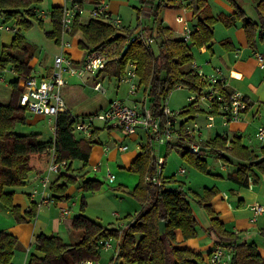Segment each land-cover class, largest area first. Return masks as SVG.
<instances>
[{"label":"trees","instance_id":"1","mask_svg":"<svg viewBox=\"0 0 264 264\" xmlns=\"http://www.w3.org/2000/svg\"><path fill=\"white\" fill-rule=\"evenodd\" d=\"M229 1L233 6V1ZM40 2L41 0H0V16L3 21L15 20L16 23H13L18 27L10 45L0 49V70L10 69L16 75V80L9 82L10 102L0 103V205L7 209L17 222L24 219L20 216V207L13 202L14 189L24 186L30 174L40 176L44 173L52 150L55 162L59 164L58 177L50 185L56 200L62 198L68 184L77 185L83 191H93L100 184L96 180H85L84 176L76 174L73 168L74 160L83 162L82 169L88 166L90 151L98 144L101 131L98 128L93 129L88 138H77L74 135L77 116L67 110L59 113L54 119V135L51 139L42 141L38 139V134L16 132L17 126L26 124L29 114L19 105V98L25 79L32 76L33 68L30 62L35 52V48L20 35V28H30L33 21L42 24L41 18L35 12ZM143 3L150 4V8L148 11L142 8L137 10V15L139 20L142 15L146 16L148 24L140 26L139 22L138 26L132 29L128 26L115 27L97 17L90 18L82 25L79 23V16H76L71 34L81 32L82 40L78 42V47L82 50L91 52L108 48L106 55L110 60L104 72L109 78L120 81L127 66L135 63L137 88L142 89L149 101L150 113L155 116L160 115L169 92L177 86L186 88L189 93H201L207 88V83L196 73L191 48L209 46L213 40V27L216 23L230 27L242 21L250 48L255 47L254 35L257 34L259 40L264 41V0H259L255 5L259 22L244 18L242 11L235 5L232 14L214 16L208 0H189L187 5L194 20L189 40L174 36L169 28L163 25L159 16L161 7L182 8V0H145ZM107 14L112 17L109 12ZM61 18L62 9L53 8L50 14L53 30L46 33V36L54 39L56 43L60 42ZM138 29L152 40L149 46H145L140 40L128 41ZM226 44L229 43L222 42L221 46L225 48ZM124 48L126 51L122 54ZM222 93L225 99L229 97L228 91L222 89ZM201 112V109L190 103L181 110L180 117H192ZM217 113L218 104H214L210 114ZM180 132L183 134L182 127ZM193 142V139L184 136L180 144V156L200 172H207L204 159L207 152H216L219 157L226 158L223 155L225 152L243 161L230 175V179L240 186L248 185V173L252 167L259 171L264 168V149L258 158L244 147L239 139L232 140L228 148L226 138L215 136L205 142L197 154L188 152V147ZM140 145V151L129 168L130 172L138 176V182L130 195L137 202L139 210L126 217V224L120 229L104 227L80 214L74 217L71 223V232L79 233L77 242L66 243L58 236L38 235L34 239L33 248L42 256L30 255L27 264H75L85 259L96 260L99 258V242L111 238H120L117 256L111 259V264H202L200 254L179 245L177 233H180L184 241L196 237L197 222L190 202L207 204L216 190L204 189L200 195L187 189L174 176L165 179L161 177V187L147 182L146 176L156 174V163L149 142L146 140ZM204 209L212 216L208 228L211 240L215 246H221L231 253L232 264H264V258L253 243H246L240 235L228 232L222 223L213 217L214 213L208 205H205ZM36 211L37 205L32 202L24 215L33 219ZM159 222H165L163 237L158 232ZM18 246L16 237L0 231V264H13L14 252Z\"/></svg>","mask_w":264,"mask_h":264},{"label":"crops","instance_id":"2","mask_svg":"<svg viewBox=\"0 0 264 264\" xmlns=\"http://www.w3.org/2000/svg\"><path fill=\"white\" fill-rule=\"evenodd\" d=\"M79 1L82 2L81 0ZM231 1H233L234 5L239 8L240 11H242L244 18L251 19L256 22L260 21V18L255 10V5L259 0ZM90 2L97 3L98 0H90ZM229 2V0H220V3L216 4L214 0H212V2L211 0H208L209 7L214 16H217L219 14H232L234 12V5L231 6ZM36 10H38V8H36ZM107 10L112 15V11L109 10L108 5ZM246 11H251L253 12V14L246 17ZM185 13H187V11ZM42 16L45 17L43 13ZM90 18H88L87 20L79 19V23L82 25L86 24ZM193 23L194 20L192 18V22L189 25L191 26ZM163 25L169 28L168 25H166L164 22ZM122 26L124 25L122 24ZM213 29L214 36L212 42L209 44V46L201 47L200 50V53L205 55V59L207 60V62H205V65L203 67H200L203 72L201 70L200 71L205 75L215 76L223 80L227 84L226 91L231 93H240L247 101L248 109L243 114L240 121L230 123L227 126L222 125L219 115H214L213 126L208 128L206 125L208 123L207 117L210 115V109L207 106L202 105L199 107V109H201V113L204 114V127H200L197 123V119L199 116L198 114L186 118L179 117L175 120L177 132L179 135H181V127L183 129L190 128L187 125V122L192 121L193 127L190 129L196 130L195 138L193 139L194 145L204 147L205 142L214 138L215 136H219L228 140L227 147L229 148L231 145L230 142L232 140L239 139L240 143L244 147L248 148V150L252 151L255 156L260 158L262 155L261 151L262 149H264V140L258 141L256 137H254L256 140L255 145L250 142H248L250 144L248 145V143H244V138L246 135L249 136L250 130L248 129L252 127L257 120H261L264 117V41L261 42L258 38V35L256 34L254 35L255 47L250 48L247 44L246 36L242 28V21H239L234 26L230 27H226L222 23L218 22L214 25ZM169 30L171 31L170 28ZM173 31H176V34L178 35H175ZM173 31L171 32L174 36L178 38L183 37L182 26L180 24L179 26H174ZM2 34V45L9 46L13 34L5 32H2ZM72 36L75 39L76 49L74 47L69 49V54L73 56H71V58L75 62H81L89 54V51L82 50L78 47V42L82 40L81 32H76L75 34H72ZM222 42H228L229 44H226L225 48H223V46H221ZM208 52L210 53V55ZM59 54L60 53H56L54 57ZM257 54H261L263 57V67H261L260 64L258 65V62L255 59V56ZM196 63L197 62L193 60L194 67L198 68L196 66ZM52 64H50V70L46 73V75L39 76L35 73H32V75L38 77H47L51 72ZM30 66L33 68L32 60L30 62ZM5 73H8V75L10 76V82L16 80L15 73L10 69L0 70V80L6 81L4 80L5 78H3ZM65 78L67 80V84L62 88L61 95L66 105V109L73 116L81 117L97 113L101 110H104L108 102L111 100L109 96L105 94V91H95L93 89V86L92 90L95 93H93L91 96L84 95L80 93V91L78 92L73 84L70 85V80L73 78L68 77L67 74H65ZM105 79L114 80L118 84L121 82L118 79L109 78L104 71L99 73L98 75H89L88 77H86V80L90 81L92 85H94L96 82L102 83V81ZM140 93H142V100H140L142 102L135 101L129 106L136 105L137 108L144 109L150 113L149 108H146L145 102L147 98H145L142 89H139L136 95H139ZM216 118H219L220 121L218 126L216 125ZM95 128H98V126H95L94 129ZM102 128L109 129L105 125H103ZM98 129L101 130L100 128ZM202 129L208 131L215 129V134L213 135L211 132H209L207 134V138L204 139ZM101 132L102 131H100V133ZM100 133L98 135V144L94 145L90 151L88 164L90 165L91 163V166L97 167V171L100 172L101 164L104 161L114 163L117 160L121 159L126 165L125 169L129 170L131 162L135 159L139 152L134 149V151H130V147L126 151L121 152L117 147L119 145L127 146V144L125 143L126 138L129 137V139L133 141L134 137L136 136H118L115 133L111 132L109 135H112L113 141L107 142L100 139ZM38 139L41 140L40 136ZM139 139L140 136H137V138H135V143ZM182 141L183 139L179 138L172 139L170 144L165 146L166 154L171 149H177L180 154V144ZM137 144L141 143L139 142ZM208 155H211L216 160L218 168L214 164L207 165V173L210 179H203L200 188L193 190L192 188H190L192 184L186 185L185 187L200 195H202L204 189L211 188L215 189L216 193L209 200V202H207V204L203 203L202 205H200L197 203V215L192 208L193 206H191L197 222V235L193 239L184 241L182 240L180 233H177L179 245L200 254L202 258V264H207L208 255L215 247L208 234V228L210 226V220L212 218V216L208 214L206 209H204V206L208 205L210 210L214 213L213 217L217 218L228 232L240 235V237H242L246 243H253L256 246V249L260 256L264 258V214L255 216L251 211V207L255 204L264 206V168L262 171H259L256 167H252L248 173V185L240 186L232 179H230V175L237 170L238 164L243 163V161H239L225 152H223V155L226 158L219 157L216 152H207L205 157H207ZM164 163H166L165 160ZM180 169L184 170V173L182 174L186 173L185 168L180 166L178 168V171ZM177 174H179V172ZM171 176L175 177V174ZM57 177L58 175L56 177L54 176V181L57 179ZM161 177L164 179L168 178L162 175ZM84 178L85 180L91 179L99 182L96 177L84 176ZM37 183H39V176L30 174L28 176L27 182L24 185L27 186V189H24L23 192H20V195L16 194L14 189L13 202L15 205H18L20 207V216L23 217L24 220L19 223L10 224L6 229H0V231L9 233L16 237V239L18 240L19 246L14 252L13 264H27L30 255H35L38 257L42 256L33 248L34 239L38 235L42 234L47 237L58 236L63 240L64 237H68L70 240L69 242L64 240L66 243L77 242L79 239V233L71 232V223L73 218L80 214H84L90 220L104 227H108L100 222L101 218H99V216L91 214V212H89L87 209H84L85 195L82 194V191H80L75 186L67 187L60 200H56V197L52 195V192H48L49 197L54 202L48 205H38L39 197H32V190L34 189L33 187ZM22 195H26L30 202H34L37 205L36 215L33 219H29L24 215V212L29 209V206L23 201ZM73 197L75 198L73 199ZM192 202L195 201H191L190 203ZM52 205L54 206V208ZM44 208H46L45 212L43 211ZM2 209L5 208L0 205V210ZM5 210L6 212H9L7 209ZM65 210L69 212L67 216L62 215V211ZM138 210L139 207L138 209H136L134 214ZM42 211L44 213H42ZM114 215L116 218L121 217L120 212H116ZM126 222L127 220L117 226L115 225L112 227L120 229L126 224ZM223 250L225 254L226 264H232L231 253L224 248ZM99 259L100 256L96 260L103 264L111 263V260L107 261L102 257L101 260Z\"/></svg>","mask_w":264,"mask_h":264},{"label":"built area","instance_id":"3","mask_svg":"<svg viewBox=\"0 0 264 264\" xmlns=\"http://www.w3.org/2000/svg\"><path fill=\"white\" fill-rule=\"evenodd\" d=\"M95 6L90 11L91 18L99 17L101 21L110 23L115 27H121L122 22L119 18L109 17L107 5L103 0L94 2ZM98 4V5H97ZM61 18V36H60V49L61 53L54 57L52 69L47 77H38L35 75L25 79L23 91L19 98V105L25 109L29 114L56 118L59 113L66 112V105L63 101L61 91L67 84L65 74L71 78H78L80 80L85 79L89 75H98L101 71H104L106 64L110 60L107 57L106 52L108 49L101 48L93 50L81 61L75 62L73 59L64 56V50L69 47L68 43L64 42V35L71 32L73 20L76 16H80L82 13V6L78 0H64ZM186 8L182 9V14L176 16V22L182 26L183 39L189 40L192 33V27L189 25V21L186 19L184 13ZM42 18V13L38 15ZM15 24L0 23V33L14 34L17 30ZM140 40L145 46H149L152 40L145 37L140 29L135 32L134 37L129 39V42ZM258 62L263 67V57L261 54L256 55ZM195 68V67H194ZM196 73L198 77L207 83V88L201 93H189L188 100L194 107L199 108L202 105L207 106L210 111L212 105L218 104V113L223 126H227L230 123L238 122L242 119L243 114L248 109V104L245 98L240 93L229 92V97L224 98L222 89L227 90V84L218 77L208 76L203 74L198 68ZM219 72V71H218ZM2 81V80H1ZM129 87V95L135 96L138 92L137 88V75L136 64L130 63L120 80ZM176 88H180L177 86ZM95 91H101L102 86L96 82L93 85ZM181 110L179 112L172 111L168 108L166 103H163L161 113L158 116L152 115L144 109L137 108L136 105L129 106L122 100H110L104 110L91 115L77 116V122L74 125L75 131L82 133L86 138L90 137L92 130L95 127L94 122L99 121L108 128L119 130L125 136H131L136 134L137 129L144 131L146 140L149 142L152 148V154L156 163V174L153 176H146L145 180L152 183L157 187L162 186L161 180V168L164 165V159L159 157L160 148L170 144L174 138L183 139L184 136L194 139L196 130L190 128L183 129V134L179 135L176 128V118L180 117ZM207 127L213 126L214 115L210 114L207 117ZM51 130H54V124L51 126ZM255 137L258 141L264 140V127H259L255 133ZM118 150L123 152L128 149L126 145H119ZM141 145H137V150L140 151ZM200 147L198 145L191 144L188 147L189 153L197 154ZM59 164L55 162L54 150L51 151V156L46 170L39 176V182L41 190H33L32 197L38 196V205H48L54 201L49 197L47 188L49 184V177L58 173ZM97 170V167H94ZM184 173L183 169L178 171ZM106 178L109 183H113L115 177L111 174L110 170L106 168ZM253 215L264 214V206L255 204L251 207ZM68 211H62V215L67 216ZM113 240L117 242V248L115 250L114 258L117 256L120 238L118 239H104L99 242L100 250L111 248ZM113 259V258H112ZM75 264H103L98 260L85 259ZM111 264V263H110ZM207 264H226L224 250L221 246H215L209 253Z\"/></svg>","mask_w":264,"mask_h":264},{"label":"rangeland","instance_id":"4","mask_svg":"<svg viewBox=\"0 0 264 264\" xmlns=\"http://www.w3.org/2000/svg\"><path fill=\"white\" fill-rule=\"evenodd\" d=\"M79 1V0H78ZM82 3V13L79 16V19L87 20L90 18V11L95 6L93 2H90V0H81ZM100 0H98L99 2ZM104 4L108 5L109 10L112 11V16L114 18H119L124 26H128L131 29L138 26L139 22L141 23L140 26H143L144 24H148L149 20L146 16H141L140 20L138 19L137 10L143 9L144 11H148L150 8V4H144V0H103ZM216 4L220 3V0H214ZM189 0H182V8H186L187 13H185V17L187 20H189V24L192 22V14L191 9L187 5ZM212 2V0H211ZM64 5V0H41V2L38 4L36 10L37 16L41 13L45 15V17L41 18L42 24L39 25L38 22L33 21L32 26L28 29L20 28V35L35 48L34 56L32 58L33 63V71L32 73H35L37 75H46V73L50 70V64H52V61L54 59V55L56 53H61L60 49V42L56 43L54 39H50L46 36V33L51 32L53 30V26L50 21V14L53 8L60 7L62 8ZM98 5V4H97ZM182 8H168V7H161L159 9V16L163 20V22L168 25V27L171 29V31L174 30V26H179V24L176 22V16L182 14ZM246 14L248 16H251L253 12L246 11ZM40 19V18H39ZM16 23L15 20H11L9 22L3 21V18L0 16V23L5 24H14ZM175 35L177 32L173 31ZM2 33H0V49L3 46L2 45ZM13 36V35H12ZM60 40V39H59ZM64 42L69 44V47H67L64 50V56H67L71 58L72 55L69 54V49L75 48V39L73 38L72 34L67 33L64 35ZM108 49V48H106ZM201 47H192L191 52L193 54L194 60L196 63V66L198 68L203 67L205 65V62L207 60L205 59V55L200 53ZM67 52V53H66ZM209 53V52H208ZM69 54V55H68ZM210 55V53H209ZM255 56V55H254ZM73 57V56H72ZM72 59V58H71ZM82 59V58H81ZM255 59L258 62L257 57L255 56ZM259 65V62H258ZM199 70L202 71L200 68ZM203 72V71H202ZM65 76V75H64ZM8 73L4 74L6 81L0 80V102L1 104H8L11 99L10 95V85L9 82L11 81L9 79ZM83 82V83H82ZM101 83V82H100ZM74 85L75 89L80 93L91 96L93 93L92 90V84L90 81H87L86 78L83 80H80L78 78L71 79L70 85ZM117 82L114 80L105 79L102 81L101 86L102 90L105 91V94L109 96L111 100H122L127 105H130L132 103L136 102H142V93L136 96H130L129 95V87L124 82H120L117 87ZM189 92L186 88L180 87V88H174L171 90L164 101L168 108L172 111L179 112L183 108L187 107L190 102L188 100ZM146 108H149V101L146 100L145 102ZM102 111V110H101ZM99 111V112H101ZM27 122L24 125H19L16 128L17 133L21 134H39L41 140H48L53 138V131L51 130V126L54 124V118L52 117H41L33 114H27ZM198 119L197 123L200 127H204L205 124V118L204 114L198 113ZM179 118V117H178ZM181 118V117H180ZM220 123L219 118H216V125L218 126ZM95 126L101 129V135L100 139L103 141H113L112 135H109L111 132L115 133L118 136H123V134L116 129H107L102 128L103 123L99 121L94 122ZM187 125L192 128V121H188ZM264 127V117L261 120H257L255 124L250 127L249 136H245L244 143H252L255 145V133L257 132L259 127ZM211 132L213 135L215 134V129L213 130H205L202 129L203 138H207V134ZM74 135L77 138H86L82 133H79L74 130ZM133 136V135H131ZM134 140L126 138L125 143L127 144L130 151L133 149L137 150V143H144L146 142V136L143 130L137 129L136 134H134ZM137 136H140V139L135 143V138ZM198 140V138H197ZM248 145H250L248 143ZM166 147L163 146L160 148L159 157L166 161L164 165L161 168L162 176L170 177L171 175L175 174V178L182 182L185 186L192 184L190 188L193 190L200 188L202 184L203 179H210L208 173L206 172H200L197 169L191 167L189 164H187L180 156L177 149H171L166 154ZM133 150V151H134ZM122 155V154H120ZM206 165L214 164L217 168L218 165L216 164V160L211 156L208 155L205 157ZM83 162L80 160H74L73 161V168L76 171V174L80 176H89V177H96V179L99 180V187L93 191H83L80 189L77 185L68 184L67 187H73L75 186L80 191H82V194L85 195V203H84V209H87L91 214H95L96 216H99L101 218L102 224L108 227L117 226L125 221L126 217L128 215H133L136 209H138L137 202L133 199V197L130 195V192L133 190V188L136 186L138 182V176L132 172H130L128 169L126 170V165L124 162L120 159L116 162H106L104 161L101 164V171H97L94 169L95 166H91L88 164V166L85 169H82ZM183 167L186 169L185 174H177L178 168ZM106 168H108L111 172V174L114 175L115 179L113 183H109V181L106 178ZM58 173L53 174L49 177V184L47 188V193L51 192L49 185L54 182V176L56 177ZM211 176V175H210ZM61 183V181H59ZM34 189L41 190L40 182L35 184ZM32 188V189H33ZM24 189H27V186H22L19 188H15L16 194L20 195V192H23ZM33 189V190H34ZM32 190V191H33ZM75 197H73L74 199ZM23 201L30 206L32 202L26 197V195H22ZM53 206V205H52ZM191 206H193V210L198 214L196 211V202H192ZM54 208V206H53ZM45 209V210H44ZM43 211H46V208H44ZM78 209V207H77ZM42 211V213H44ZM57 211V210H56ZM120 212L119 218L115 217V213ZM13 223H19L16 221L15 217L10 213L6 212L5 209L0 210V229H6L10 224ZM65 241L69 242L68 237H64ZM117 246L116 240H113L111 243V248L109 249H102L99 252V256L101 260V257L104 260L110 261L112 258H114L115 250Z\"/></svg>","mask_w":264,"mask_h":264},{"label":"water","instance_id":"5","mask_svg":"<svg viewBox=\"0 0 264 264\" xmlns=\"http://www.w3.org/2000/svg\"><path fill=\"white\" fill-rule=\"evenodd\" d=\"M126 51V48L123 49L122 54ZM158 232L161 237L165 234V222H159L158 224Z\"/></svg>","mask_w":264,"mask_h":264}]
</instances>
